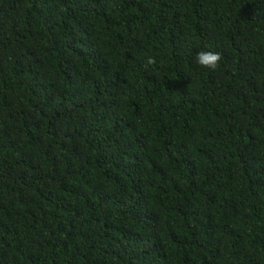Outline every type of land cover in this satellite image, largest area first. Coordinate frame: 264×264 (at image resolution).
<instances>
[{
	"label": "trees",
	"instance_id": "trees-1",
	"mask_svg": "<svg viewBox=\"0 0 264 264\" xmlns=\"http://www.w3.org/2000/svg\"><path fill=\"white\" fill-rule=\"evenodd\" d=\"M0 264H264V0H0Z\"/></svg>",
	"mask_w": 264,
	"mask_h": 264
},
{
	"label": "clouds",
	"instance_id": "clouds-1",
	"mask_svg": "<svg viewBox=\"0 0 264 264\" xmlns=\"http://www.w3.org/2000/svg\"><path fill=\"white\" fill-rule=\"evenodd\" d=\"M220 60H221L220 53L213 51H203V50L200 51L195 58V62L199 66L210 70H216L219 66ZM155 63L156 61L154 57H148L145 61V68Z\"/></svg>",
	"mask_w": 264,
	"mask_h": 264
}]
</instances>
